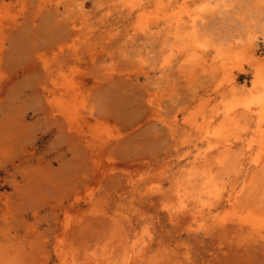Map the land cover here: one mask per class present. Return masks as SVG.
I'll return each instance as SVG.
<instances>
[{
	"label": "rangeland",
	"instance_id": "rangeland-1",
	"mask_svg": "<svg viewBox=\"0 0 264 264\" xmlns=\"http://www.w3.org/2000/svg\"><path fill=\"white\" fill-rule=\"evenodd\" d=\"M181 1L0 0V264H120L134 240L129 264H264L244 106L264 82V6L204 14L202 37L239 54L223 71L181 50Z\"/></svg>",
	"mask_w": 264,
	"mask_h": 264
},
{
	"label": "bare ground",
	"instance_id": "bare-ground-1",
	"mask_svg": "<svg viewBox=\"0 0 264 264\" xmlns=\"http://www.w3.org/2000/svg\"><path fill=\"white\" fill-rule=\"evenodd\" d=\"M174 3H178V0H171ZM196 0H182L179 4V13H176L177 15H169L167 20H169V24L171 27H173V34L176 38H178L181 41V50H188L190 52V55L193 58H197L199 54H207L210 50L214 51V55L212 56V59L215 61H221L223 65H221L223 71L227 70L225 67L227 65V62H231V60L236 59L237 56L239 55L238 53H235L234 51L232 52L231 50L229 51H222L219 47L214 46L210 41L202 37V34L200 33L199 29V22L202 20L204 14L209 11L211 8H215L213 6L216 5L218 7H224L228 2L234 1V3L237 5L238 3H244V4H250L252 2H255L257 5H263L264 6V0H208L204 2L203 0L200 2V4L194 8L190 9L189 3H194ZM130 3L133 5H138L140 4V0H129ZM260 9V8H258ZM144 14H140V17L143 16ZM156 15V14H155ZM145 17V16H143ZM146 18V17H145ZM259 24V22H258ZM257 23L254 22H248L245 25L247 29V35L248 38L253 42H257L260 39V36L256 35V27L258 25ZM254 29H253V28ZM263 27V26H261ZM150 27L148 24H140V29L146 31ZM252 55V60L251 63L257 65L259 60L256 57L257 53L253 52L251 53ZM224 82L219 83L218 89H220L223 86ZM254 104V105H253ZM245 109L249 112L252 111H257V116L258 120L256 122V127L254 129V137L251 140L250 144L252 142L256 143V150L254 151V154L252 155V162L256 165L261 164L264 162V82L262 83V90L259 93L258 96L253 98L252 101L247 100L244 103ZM255 107V108H254ZM235 108L230 107L229 109L227 108L223 112V121L222 125L228 126L231 124L233 121V118L231 115L234 113ZM234 122V121H233ZM232 122V123H233ZM223 127V126H222ZM221 127V128H222ZM220 130H211L209 129V126L204 128L203 133L205 136H215V138H219V132ZM223 142V141H222ZM229 144V139L226 138L224 141V146ZM206 152H200L199 155L196 158H200L202 156H205ZM208 178L205 179V184L210 185L213 183V178L210 176H207ZM235 191V190H234ZM243 191V188L236 190V193L234 194L232 191H230L227 195V203L231 205L233 208H235V204L238 200L239 194ZM217 192V189L213 190V193ZM179 199V204H178V209H184L186 206L184 203V199L181 198V195L179 193L178 197ZM193 218L196 219L197 216L193 215ZM251 223L253 224V228L257 229L258 232L264 231V218L261 217L260 215H252L249 217ZM139 244L137 243L136 240H134L131 244L129 251L126 252V255L124 259L121 261L120 264H129L131 259L133 258L132 252L138 251Z\"/></svg>",
	"mask_w": 264,
	"mask_h": 264
}]
</instances>
